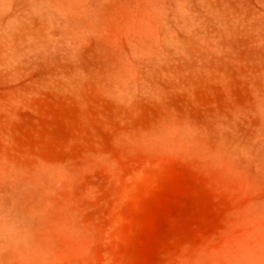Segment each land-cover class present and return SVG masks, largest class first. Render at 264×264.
<instances>
[{
    "label": "rangeland",
    "instance_id": "obj_1",
    "mask_svg": "<svg viewBox=\"0 0 264 264\" xmlns=\"http://www.w3.org/2000/svg\"><path fill=\"white\" fill-rule=\"evenodd\" d=\"M34 1H0V264H264V0Z\"/></svg>",
    "mask_w": 264,
    "mask_h": 264
},
{
    "label": "bare ground",
    "instance_id": "obj_2",
    "mask_svg": "<svg viewBox=\"0 0 264 264\" xmlns=\"http://www.w3.org/2000/svg\"><path fill=\"white\" fill-rule=\"evenodd\" d=\"M1 1V0H0ZM55 1V0H54ZM61 1V0H60ZM52 2H53V0H52ZM57 2V1H56ZM49 3V0H35L33 3H32V5H31V7L29 8V10L30 11H32V12H34L35 14H41L43 17H45L46 19L47 18H50V16H51V14L52 13H50L49 11H48V7H47V4ZM58 4V3H57ZM60 4V3H59ZM55 5H53V7H54ZM53 7H51V6H49V8H53ZM56 7V6H55ZM58 7V6H57ZM54 9V8H53ZM57 9V8H56ZM56 9H55V12H58L59 11V8L57 9V11H56ZM51 10V9H50ZM63 11H65V10H63ZM62 10H61V12H63ZM60 12V11H59ZM21 19V18H20ZM20 19H19V21H20ZM18 20V19H17ZM17 20L16 21H14V23L16 24V22H17ZM22 20V19H21ZM21 23V22H20ZM17 25H18V23H17ZM12 26V25H11ZM36 38V37H35ZM32 44H31V46L29 47V48H27V50H21V49H17L16 50V53H15V55H17V56H20V55H22V54H24V53H27V52H30V51H34V50H38V49H40L41 47L45 50V49H47L48 47H49V44L45 41V38H43V37H41V38H39L38 39V41H33V39H32ZM30 43V42H29ZM30 50V51H29ZM51 50V49H50ZM53 50V49H52ZM40 51V50H39ZM39 54V53H38ZM7 227V226H6ZM17 234V233H16ZM18 239H19V237H18Z\"/></svg>",
    "mask_w": 264,
    "mask_h": 264
}]
</instances>
